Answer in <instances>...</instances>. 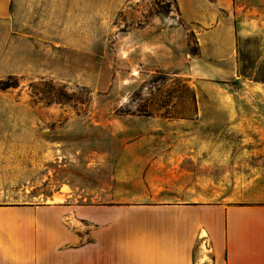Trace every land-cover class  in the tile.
<instances>
[{
    "label": "rangeland",
    "instance_id": "obj_1",
    "mask_svg": "<svg viewBox=\"0 0 264 264\" xmlns=\"http://www.w3.org/2000/svg\"><path fill=\"white\" fill-rule=\"evenodd\" d=\"M238 45L237 77L210 81L190 73L199 46L176 0H12L0 18V82L9 83L0 87V205L39 212L61 192L101 216L67 213L54 236L68 240L51 250L38 222L37 264H121L126 143L149 126L194 118L200 105L246 103ZM243 62L251 72L252 56Z\"/></svg>",
    "mask_w": 264,
    "mask_h": 264
},
{
    "label": "crops",
    "instance_id": "obj_2",
    "mask_svg": "<svg viewBox=\"0 0 264 264\" xmlns=\"http://www.w3.org/2000/svg\"><path fill=\"white\" fill-rule=\"evenodd\" d=\"M176 1L199 46L190 73L210 81L236 78L240 40V98L247 100L200 105L194 118L149 126L126 143L132 175L124 180V202L131 211L115 256L121 264H264V0ZM11 9L12 0H0V18ZM250 55L247 73L243 58ZM230 124L240 127V136L229 135ZM66 197L53 193L39 212L32 204L0 205V264L38 263V222L51 250L54 240H68L54 236L67 213L94 222L101 217Z\"/></svg>",
    "mask_w": 264,
    "mask_h": 264
},
{
    "label": "trees",
    "instance_id": "obj_3",
    "mask_svg": "<svg viewBox=\"0 0 264 264\" xmlns=\"http://www.w3.org/2000/svg\"><path fill=\"white\" fill-rule=\"evenodd\" d=\"M8 85H9L8 82H3V81L0 82V87H2V88L6 87V86H8ZM49 101H50V100H49Z\"/></svg>",
    "mask_w": 264,
    "mask_h": 264
}]
</instances>
